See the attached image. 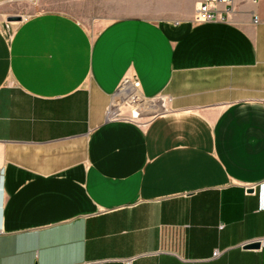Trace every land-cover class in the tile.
Listing matches in <instances>:
<instances>
[{
	"label": "crops",
	"instance_id": "1",
	"mask_svg": "<svg viewBox=\"0 0 264 264\" xmlns=\"http://www.w3.org/2000/svg\"><path fill=\"white\" fill-rule=\"evenodd\" d=\"M52 1L0 0V264H264V0Z\"/></svg>",
	"mask_w": 264,
	"mask_h": 264
},
{
	"label": "rangeland",
	"instance_id": "2",
	"mask_svg": "<svg viewBox=\"0 0 264 264\" xmlns=\"http://www.w3.org/2000/svg\"><path fill=\"white\" fill-rule=\"evenodd\" d=\"M48 7H51L53 9L60 10L63 12H67V13L75 16L80 21H82L85 24H87L88 26L92 27L94 30L99 29L102 26V24L101 23L93 24V23H91V20L94 16H96V14L101 12L102 9H104V7L106 9V12H112V14H114V16H116V0H87L86 7H82L80 2L75 1V0H54V1L50 2ZM110 16H113V15H110ZM22 18H23V16H22ZM14 23H16V22H14ZM192 23L196 24L194 22V20L192 21ZM135 88H136L135 84H133V82H129V83L124 84V86L121 88L120 92L124 91V90L128 91L129 93H131L133 90L138 91L137 88L136 89ZM121 100L122 99H120V98H117V100L115 98L113 105H116L118 103L122 104L123 102ZM141 105H143V107L144 106L147 107L146 101L143 100ZM124 107L126 110H125L124 114H122V117L133 118L131 107H134V104L133 105L129 104L128 106L125 105ZM133 116L136 117L135 113H134V108H133ZM133 119H135V118H133ZM135 120H137L141 123L148 121L147 119H143V120L135 119Z\"/></svg>",
	"mask_w": 264,
	"mask_h": 264
},
{
	"label": "built area",
	"instance_id": "3",
	"mask_svg": "<svg viewBox=\"0 0 264 264\" xmlns=\"http://www.w3.org/2000/svg\"><path fill=\"white\" fill-rule=\"evenodd\" d=\"M257 3L259 0H252ZM233 0H202L196 10L194 17V22L196 24L212 23L224 20L222 12L226 14L230 13V6H232ZM224 6L223 11L220 6ZM135 86L138 87L139 84L134 82ZM219 252L215 253L217 257ZM132 260L126 261L125 264H132Z\"/></svg>",
	"mask_w": 264,
	"mask_h": 264
},
{
	"label": "bare ground",
	"instance_id": "4",
	"mask_svg": "<svg viewBox=\"0 0 264 264\" xmlns=\"http://www.w3.org/2000/svg\"><path fill=\"white\" fill-rule=\"evenodd\" d=\"M120 98L125 103H129V104H132V105L134 104V106H135V108H134L135 116L137 118L141 116L142 112L144 111L143 105H141V103L143 102L144 99H143L142 95L138 91L133 90L131 93H129L128 91L124 90V91H122ZM122 104H124V103H122Z\"/></svg>",
	"mask_w": 264,
	"mask_h": 264
},
{
	"label": "water",
	"instance_id": "5",
	"mask_svg": "<svg viewBox=\"0 0 264 264\" xmlns=\"http://www.w3.org/2000/svg\"><path fill=\"white\" fill-rule=\"evenodd\" d=\"M22 19L23 18L21 16H17V17H11L9 19V21L20 22V21H22ZM155 115H157V114H152V115L149 114L148 116H155ZM262 244H263L262 241H256V242L244 245V248L245 249H260L262 247Z\"/></svg>",
	"mask_w": 264,
	"mask_h": 264
}]
</instances>
